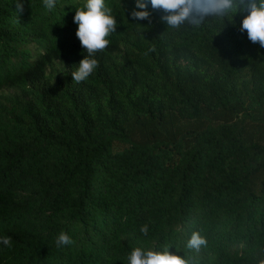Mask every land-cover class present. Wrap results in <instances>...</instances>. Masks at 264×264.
Instances as JSON below:
<instances>
[{
    "label": "trees",
    "instance_id": "16d2710c",
    "mask_svg": "<svg viewBox=\"0 0 264 264\" xmlns=\"http://www.w3.org/2000/svg\"><path fill=\"white\" fill-rule=\"evenodd\" d=\"M85 2L0 0V264H128L165 246L190 264H257L264 47L240 31L248 0L178 29L150 0L140 21L136 0H105L116 31L77 83ZM61 231L72 243L57 247Z\"/></svg>",
    "mask_w": 264,
    "mask_h": 264
},
{
    "label": "clouds",
    "instance_id": "9594fccd",
    "mask_svg": "<svg viewBox=\"0 0 264 264\" xmlns=\"http://www.w3.org/2000/svg\"><path fill=\"white\" fill-rule=\"evenodd\" d=\"M43 3L48 9L55 7V0H43ZM240 3L243 0H150L152 9L162 10L160 20L170 29H178L186 23L198 28L209 17L224 20L231 14L233 18ZM16 6L22 11L23 0H16ZM136 8L140 10L134 9L131 13L135 20L149 19L151 13L148 10V0H136ZM248 9V14L241 21L240 31H246L252 43L264 47V0H248ZM73 19L78 26L76 36L87 53L71 72L72 80L79 83L87 80L97 68L98 60L94 54L108 47L107 37L116 31L117 20L112 15L111 8L106 7L105 0H86L83 6L75 9ZM140 231L147 235L148 226H142ZM0 243L10 246L11 240L3 237L0 238ZM71 243V238L61 231L56 240L57 247ZM206 245L207 240L199 231H193L187 241V247L197 251ZM127 260L128 264H190L189 260L170 252L169 246H165L163 250L134 247ZM257 264H264V258H260Z\"/></svg>",
    "mask_w": 264,
    "mask_h": 264
}]
</instances>
